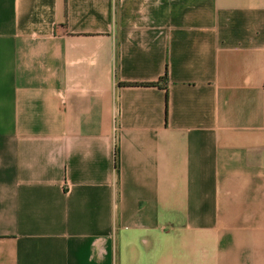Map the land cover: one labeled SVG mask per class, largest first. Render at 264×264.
Instances as JSON below:
<instances>
[{"label": "crops", "instance_id": "0c3cea01", "mask_svg": "<svg viewBox=\"0 0 264 264\" xmlns=\"http://www.w3.org/2000/svg\"><path fill=\"white\" fill-rule=\"evenodd\" d=\"M0 264H264V0H0Z\"/></svg>", "mask_w": 264, "mask_h": 264}, {"label": "trees", "instance_id": "16d2710c", "mask_svg": "<svg viewBox=\"0 0 264 264\" xmlns=\"http://www.w3.org/2000/svg\"><path fill=\"white\" fill-rule=\"evenodd\" d=\"M162 81L167 80V73L164 75V77L161 79ZM120 86H130L131 84H125V83H120ZM133 86H157V84H133Z\"/></svg>", "mask_w": 264, "mask_h": 264}]
</instances>
